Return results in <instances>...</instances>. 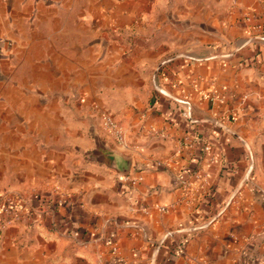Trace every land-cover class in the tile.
Masks as SVG:
<instances>
[{"label": "crops", "instance_id": "obj_1", "mask_svg": "<svg viewBox=\"0 0 264 264\" xmlns=\"http://www.w3.org/2000/svg\"><path fill=\"white\" fill-rule=\"evenodd\" d=\"M1 192L0 264H264V0H0Z\"/></svg>", "mask_w": 264, "mask_h": 264}, {"label": "rangeland", "instance_id": "obj_2", "mask_svg": "<svg viewBox=\"0 0 264 264\" xmlns=\"http://www.w3.org/2000/svg\"><path fill=\"white\" fill-rule=\"evenodd\" d=\"M214 123H220L219 120H215ZM8 194V193H7ZM6 193H0L1 195V198H0V205H4L5 203L8 204V203H13L12 201H18V203H24L25 202V196H20V195H16V196H13V194H8L7 195ZM10 205V204H9ZM29 217L27 214H22L21 215V212L20 213H13V212H10L8 211L7 209H4L3 210V216H1V222H0V244L2 243V241L6 238L5 236V231L8 229V228H14V227H17L18 223H20L19 225H24L25 227H29L30 224H29ZM18 225V227H19ZM23 231V235L27 234L28 232H24L25 229H22L21 232ZM20 232V231H19ZM18 232V233H19ZM23 239V238H22ZM22 239L19 241L21 242ZM110 251L112 254H114L115 252V246H114V242H110ZM96 264H104L100 261H98V263L96 262Z\"/></svg>", "mask_w": 264, "mask_h": 264}, {"label": "built area", "instance_id": "obj_3", "mask_svg": "<svg viewBox=\"0 0 264 264\" xmlns=\"http://www.w3.org/2000/svg\"><path fill=\"white\" fill-rule=\"evenodd\" d=\"M183 115L187 116L186 110L183 111ZM101 123L107 133L113 135L117 141H122L123 132L111 115L103 114L101 118ZM204 149L207 150L208 146L205 145Z\"/></svg>", "mask_w": 264, "mask_h": 264}, {"label": "trees", "instance_id": "obj_4", "mask_svg": "<svg viewBox=\"0 0 264 264\" xmlns=\"http://www.w3.org/2000/svg\"><path fill=\"white\" fill-rule=\"evenodd\" d=\"M0 198H1V195H0ZM16 208H19V207L16 206V205L9 206V204H7V205L5 204V206L4 205H0V222H1V216H3V210L4 209H7L8 211L15 213L18 210Z\"/></svg>", "mask_w": 264, "mask_h": 264}]
</instances>
